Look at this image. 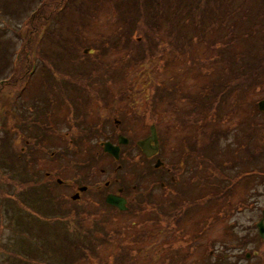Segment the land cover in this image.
<instances>
[{"label":"rangeland","instance_id":"rangeland-1","mask_svg":"<svg viewBox=\"0 0 264 264\" xmlns=\"http://www.w3.org/2000/svg\"><path fill=\"white\" fill-rule=\"evenodd\" d=\"M42 1L5 0L9 7L0 10L1 29H5L0 37V78L11 77L13 61L19 58L22 67L15 85L0 83V264H21L29 255L60 264L64 256L54 247L56 233L67 246L75 245V237L82 240L88 255L74 264H117L120 243L131 250L127 261L121 257L118 261L123 263L118 264H264V238L254 227L264 208V113L253 110L264 96V75L257 80L264 64V53L259 51L264 40L244 37L215 43L225 33L241 32L240 27L230 30L231 18L226 27L207 32L203 40L193 26L183 27L181 34L187 38L180 36L178 41L167 32L171 24L166 21L162 30H156V52L142 57L141 47L130 40L126 47L115 44L117 38L122 36L124 41L133 34L148 41L142 22L138 32L135 27L125 30L117 17L120 0L105 2L96 13L93 2L96 6L97 0H80L95 15L80 29L83 38L71 40L73 52L90 57L81 52L89 48L103 65L96 66L99 83L93 85L92 94L84 91L91 80L83 77L76 88L81 96L74 89L68 98L57 86L64 79L60 72L85 75L93 58L51 57L59 48L49 35L74 34L73 23L83 18L75 6L66 8L73 0L61 1L57 14L60 18L67 14L68 20L63 24L57 17L50 24L40 20L35 30L30 18ZM186 40L189 44L181 47ZM249 49L259 51L256 57L263 56L249 74L255 75L251 81L259 85L232 93L237 102L235 96L225 104L214 94L203 97L205 87L218 90L215 81L230 78L227 60ZM138 57L143 58L139 63ZM32 65L33 71L24 74ZM241 66L232 65L236 71ZM161 83L163 90L157 92ZM175 88V94L168 93ZM242 94L244 99L239 100ZM78 98L86 99L84 106ZM115 117L121 119L117 127ZM152 124L157 126L164 163L173 168L160 167L144 175L155 157H143L135 140L148 135ZM118 132L131 141L122 145V158L114 160L101 142L117 143ZM186 144L195 149L187 158ZM118 161L124 164L118 175L127 185L130 209L122 212L104 204L106 194L94 189L72 199L78 176L94 186ZM176 161L181 167H175ZM254 168L262 174L255 175ZM57 176L72 188L58 184ZM26 181L35 187L24 186ZM134 184L138 187L132 188ZM48 190L53 203H31L28 198L35 201L37 193L42 196ZM162 207L173 216L163 217ZM54 212L56 218L49 221L47 216ZM28 227L35 232L44 228L47 233H40L44 238H32L25 233ZM93 243L100 245L98 249ZM233 243L241 248L235 249ZM249 248L255 249L252 255L243 256ZM77 253L78 249L66 260Z\"/></svg>","mask_w":264,"mask_h":264},{"label":"trees","instance_id":"trees-1","mask_svg":"<svg viewBox=\"0 0 264 264\" xmlns=\"http://www.w3.org/2000/svg\"><path fill=\"white\" fill-rule=\"evenodd\" d=\"M4 1L5 0H0V10H4L9 7V6L7 7V5L4 4ZM61 1L63 0H45V1L43 0L40 7L37 9L38 11L34 17L36 22L31 21L33 22L32 27L35 30L38 29L39 21L44 19L46 22H50L51 21L50 19H52V22L55 23L56 17L59 19L60 22L63 21L62 24L65 23L68 20L67 14L65 17H61V18L57 14L58 6L61 3ZM73 1H74L73 4L71 1L70 6H68L67 4L66 8L68 9L69 7V9H71L72 6H75L77 8L75 12L81 14V17L83 18L82 21L74 22L73 20L74 31L72 33L74 34L67 35L66 33L58 34L56 32H52L53 35L52 34L49 35V36H54L55 44L59 48V52L56 53V55H54V53H50L51 57H55L58 60H63L65 54L80 56V58L88 57L87 55L84 54L78 55L75 53V51L73 52V48H72L73 44H71V40L75 38L77 39L83 38L80 29H82V27L85 26L86 19L88 17L89 18L94 17L95 14L87 10V7L84 6L85 2H80V0H73ZM105 2L107 3L114 2V0H97L96 6L93 2L95 13L101 7H103ZM230 2L235 3L236 6H230L229 5ZM116 6L118 7L117 17L121 22V24L125 27V30L127 29V32H129L132 29V27H135L136 29L134 32H138L139 26L137 25L142 22L144 23V27H142V31L147 36L148 41L144 43L143 35H140L139 39H137L136 37H134L133 34L132 38L129 36L128 37L125 36L126 38L124 39V41L122 40V36L117 38L115 40V44L118 47H126L127 40L128 41L130 40V43L137 44L139 45V47H141L142 54L140 55L141 56L143 55L142 57H146L147 55L156 52L155 49V42L157 40L155 39L156 30L157 29L162 30V25L163 23L166 24V21L171 24V30L168 29L167 32L169 33V35H173V39L174 37L178 38V41L180 36L185 39L187 38V34L186 35L181 34V30L183 27L187 30V26L190 27L193 26L192 28H194V33L196 34V36L199 39L203 40L207 32L214 31L218 26L226 27L231 18H233V22L229 27L230 30L232 31L234 28L240 27L241 32L239 34L235 32L225 33L223 35V38L215 43H221L223 45V44H227L229 40L238 41L244 37H247V39L248 38L253 39L254 37L255 38L259 37L261 38V40H264V0H120ZM64 18L66 20H64ZM5 20L7 22L8 17ZM251 20L253 22H251ZM148 21L151 23L152 26L147 24ZM145 23L147 25V28L145 27ZM1 27L2 26L0 25V37H2V32L5 30V29H1ZM186 43L187 45L189 44V42H187L186 40V42L183 45H181V47H184ZM254 43H256V41ZM104 47L105 44H103V48ZM74 49H76V47ZM252 50L249 49L240 54L239 52H237L234 56L230 57L227 60L228 62L227 70L230 74V78L228 79V81H224V82L215 81L216 85L218 86V90H214L213 86L209 85L205 87V89L203 90L202 96L206 98L207 95L214 94L215 96L222 98L223 104L228 102L229 97L235 96V102H237L236 101V98L238 100L237 95L231 96L232 93H234L235 91L246 92L252 86L259 85L258 81L256 82L251 81V77H254L255 75L254 74L249 75V74L252 72V70L258 67L259 65L258 60L260 61L263 59L261 58L263 56L256 57V55L259 51L264 53V42H263V46L259 48L258 52H253ZM81 52L85 53L84 50H82ZM92 52L93 51L90 49V51L87 54L88 55L90 54L91 59L93 58L92 59L93 65H91L90 69L86 71L85 75H83V73L81 72H77L73 75L69 74V72H60V74L62 75L61 77H64V79H61L59 82L57 81V86L59 91H62V95H66L69 98L71 94L70 90L74 91L75 89L77 97H80L81 95L79 92H81V90L77 91L76 88H77V82H80L81 81L80 79L83 77L84 78L86 77L88 80H91V83L85 86L84 91L89 94H92L91 92L93 90L92 89L93 85L96 84V82L98 81L97 78L98 74L97 72L95 73V70H97L96 66L99 67V65H103V64H99L101 63L100 59L96 58L97 55L96 56L92 55ZM250 52L251 54H249ZM222 54L223 53L221 52L220 55ZM141 60H143V58L139 59L138 57L137 59L138 63ZM19 63L20 62L15 64L14 71L11 74L10 79L8 78V74L5 77L0 78L1 85L2 84L15 85L17 77L20 74V70L22 69V67L19 68ZM240 63H242L241 70L240 71L234 70L232 65H239ZM31 71H33V65L31 67H28V72ZM263 75H264V64L262 65L260 73L257 76V80H261ZM68 76L69 78H67ZM162 84L163 83L157 86V92L163 90ZM176 89L177 88H175L174 90L172 89L171 91L168 90L169 91L168 93L173 95L176 93ZM78 99H79L78 104L84 106V104L86 103L85 102L86 99L83 98H78ZM243 99H244V95L242 94L239 100H243ZM72 100H75V98H73ZM236 104L237 103L233 104V106H235ZM255 106L256 107H254L253 109L254 114L260 111L258 109L257 101L255 102ZM186 113L191 115L192 111L191 112L186 111ZM214 116L217 117L218 116L217 113H214ZM77 118H79V115H77ZM182 124H185V122ZM81 130L83 133H85V127H81ZM91 137L92 136H88L87 138H91ZM207 147L208 146L206 145L205 148ZM185 148L186 149L189 148L190 150V152L186 151L184 153L185 158H187L189 154L191 155L192 153L195 152V149L192 150V147L190 145L186 144ZM199 155L201 156L204 155L203 150L199 152ZM153 169L154 167L152 166L151 170ZM26 185H31L29 189L35 187L29 181L24 182V186ZM25 196H30V195L26 194ZM49 196H50V191L48 190V193L43 194L42 196L41 194L39 195V193H37L35 201L33 197H28V198L31 201V203L37 201L40 204V203H45V201H47L48 204H50L53 202L51 201ZM173 205H175V203H171L169 206H173ZM43 206L45 207V204ZM159 209H160V205H159ZM53 210L55 209H52L51 211ZM162 210L163 212H161V215L163 217L168 218V216L170 215L171 217L173 216L172 213L170 214L171 211H169V209H167L168 211H164V208L162 207ZM44 215H48L47 212L44 213ZM47 217L49 221H52L50 218H56L55 212L53 215ZM43 229L37 230V232H35V230L28 227L25 233L28 234L29 237L33 238L34 236L37 235L36 238H39V237H43L40 235V233H47L46 229L45 230ZM55 236L57 237L56 239L57 243L54 247L61 255L64 256L60 264H74L76 261L80 260L81 258H85L88 255L82 240H80L79 238L75 237L74 239H72V242L75 245L67 246L64 244V242L59 241V238L61 237L60 234L56 233ZM99 246H96V243H93L94 249H98ZM38 247L44 248L43 245H39ZM76 249H78V253L76 254V256L72 257L69 260H66V258H68L70 253H73ZM91 250L93 251V249ZM130 250L131 249L129 247L127 248V246L124 243H120L115 262H117V264L123 263L122 261H118L119 259H121V257L124 258V261H127ZM97 262L100 263L101 261H99L98 259ZM43 263L57 264L54 261L35 255L26 256V261H24V263L21 264H43Z\"/></svg>","mask_w":264,"mask_h":264},{"label":"water","instance_id":"water-1","mask_svg":"<svg viewBox=\"0 0 264 264\" xmlns=\"http://www.w3.org/2000/svg\"><path fill=\"white\" fill-rule=\"evenodd\" d=\"M259 107L261 109H264V99L259 101ZM128 141L129 140L127 137L123 136L122 134H119V143L126 144L128 143ZM138 144L141 147V149L149 156L153 155L158 150L159 142H158L157 130H156L155 125L151 126V134L147 138L138 141ZM102 145L105 151L113 154L115 158L119 157V153H120L119 144H113L111 141H105V142H102ZM158 163L156 164V166L159 165ZM84 189H86V187L81 188V190H84ZM72 197L76 199L79 197V194L78 193L74 194ZM106 201L110 204H113L119 207L120 209H126V206H125L126 199L120 195L110 193L107 195ZM257 227L259 229L260 236L264 238V210H263L262 218L257 222ZM249 255L250 254L248 253L247 256Z\"/></svg>","mask_w":264,"mask_h":264},{"label":"flooded vegetation","instance_id":"flooded-vegetation-1","mask_svg":"<svg viewBox=\"0 0 264 264\" xmlns=\"http://www.w3.org/2000/svg\"><path fill=\"white\" fill-rule=\"evenodd\" d=\"M122 147V146H121ZM160 151H161V149H159V152L158 153H156V155H152V157L150 156L149 158H153V157H155V158H158V154L160 153ZM143 155V154H142ZM148 157V156H147ZM168 170H171V168H169ZM107 172V171H106ZM109 172H110V169H109V171H108V175H109ZM55 180H56V182L57 183H60L61 182V180L58 178V176L57 177H55ZM60 184H64V182L63 183H60ZM68 187H71V185L69 184V183H67L66 184ZM116 185H118V186H116ZM162 185H165V182H162ZM79 186L80 185H78V188H79ZM72 188V187H71ZM75 188V187H74ZM78 188H77V192H78ZM122 188V192H120V189ZM132 188H137V185H132ZM127 185H125V184H123V179L119 176V175H117V176H115V174H112L111 176H110V178L108 177L107 179H106V183H105V185H104V187L102 188V190L100 191L102 194H106L105 195V197L107 196V194H109V193H115V194H121V195H123V196H125V194H126V192H127ZM80 195H82V194H80ZM105 197H104V200H105ZM125 197H127V196H125ZM128 199V198H127ZM105 202H106V200H105ZM128 205H129V199H128Z\"/></svg>","mask_w":264,"mask_h":264}]
</instances>
